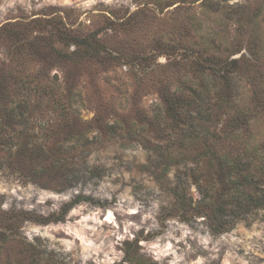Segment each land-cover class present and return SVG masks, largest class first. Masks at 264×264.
Masks as SVG:
<instances>
[{"label":"rangeland","instance_id":"1","mask_svg":"<svg viewBox=\"0 0 264 264\" xmlns=\"http://www.w3.org/2000/svg\"><path fill=\"white\" fill-rule=\"evenodd\" d=\"M209 56L238 58L231 65L235 89L222 82L220 93H235L250 119L239 140L264 148V0H0V120L27 98L42 103L46 121L48 92L22 83H58L91 123L89 138L98 135L97 117L163 136V125L150 122L154 109L168 90L199 80ZM39 126L33 122L36 132ZM108 143L90 156L103 175L64 191L0 169L5 212L47 218L78 194L109 202H82L64 221L24 222L21 234L43 257L66 264H264V209L223 233L205 216L163 217L172 198L146 167L151 152L119 137ZM190 195L200 198L194 185Z\"/></svg>","mask_w":264,"mask_h":264},{"label":"trees","instance_id":"2","mask_svg":"<svg viewBox=\"0 0 264 264\" xmlns=\"http://www.w3.org/2000/svg\"><path fill=\"white\" fill-rule=\"evenodd\" d=\"M207 60L209 68L201 70L199 80H184L168 90L154 109L150 122L157 121L159 129L163 125V136L119 120L104 123L97 117L98 135L89 138L91 123L78 115L73 95H65L63 85L54 83L47 88L22 83L28 91L48 92L45 103L51 114L43 120L42 103L33 105L27 98L11 105L0 120V169L43 188L64 191L103 175L102 167L92 164L90 156L108 142L119 137L124 144L142 143L151 152L147 169L172 198L163 217L175 212L191 220L200 215L216 233L231 230L264 209V148L239 140L250 119L241 111L235 93L229 91L232 96L228 97L220 93L222 82L235 89L236 69L231 65L238 63V58L220 61L209 56ZM34 121L40 125L41 141ZM193 185L200 195L197 201L190 195ZM3 200L0 195V264H66L43 257L34 244L26 242L20 232L23 223L64 221L82 202L102 207L109 204L78 194L63 204L58 214L44 218L22 209L5 212Z\"/></svg>","mask_w":264,"mask_h":264}]
</instances>
